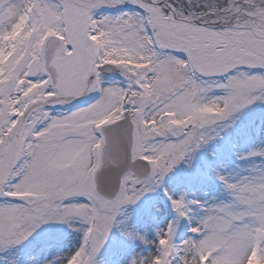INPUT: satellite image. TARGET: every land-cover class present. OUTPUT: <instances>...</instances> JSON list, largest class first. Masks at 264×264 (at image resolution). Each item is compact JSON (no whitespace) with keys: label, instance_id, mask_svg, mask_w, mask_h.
I'll return each instance as SVG.
<instances>
[{"label":"snow or ice","instance_id":"obj_1","mask_svg":"<svg viewBox=\"0 0 264 264\" xmlns=\"http://www.w3.org/2000/svg\"><path fill=\"white\" fill-rule=\"evenodd\" d=\"M258 100L264 0H0V251L79 222L74 251L30 264H99L126 207ZM220 179L228 202L169 196L205 210L193 236L169 224L130 264H264V172Z\"/></svg>","mask_w":264,"mask_h":264},{"label":"rangeland","instance_id":"obj_2","mask_svg":"<svg viewBox=\"0 0 264 264\" xmlns=\"http://www.w3.org/2000/svg\"><path fill=\"white\" fill-rule=\"evenodd\" d=\"M105 79L126 84V78L117 70L114 74H105ZM222 95V90H214ZM69 106H56V111H67ZM220 135L208 144L197 149L191 160L180 162L164 178L162 185L145 194L139 201L126 207L119 217L122 223L114 227L108 243L96 257L99 264H130L135 258H144L155 245L147 241L153 235L159 242L158 233L163 232L156 222L158 216L166 212L172 214L176 227L175 241L180 243L193 236L191 229L198 225L205 210L197 204L188 203L191 209L188 216H180L174 209L169 196L179 199L182 195L186 202L201 201L207 204L228 202L232 199L220 176L239 180L241 177L264 172V155H249L256 150L264 149V101H254L240 113L235 122L225 121ZM167 189V192H165ZM172 197V196H171ZM2 199V198H0ZM79 222L42 226L23 245L0 251V264H30L29 257H42L48 243L56 241L51 249L56 255L67 256L82 242L83 233L77 230ZM120 229L131 231L135 238L121 234ZM144 240L140 239V236ZM51 237L52 239H49ZM145 240L147 243H145Z\"/></svg>","mask_w":264,"mask_h":264},{"label":"bare ground","instance_id":"obj_3","mask_svg":"<svg viewBox=\"0 0 264 264\" xmlns=\"http://www.w3.org/2000/svg\"><path fill=\"white\" fill-rule=\"evenodd\" d=\"M170 195L172 196V198H174V196H175L173 193H171ZM156 222L158 223V226L161 227V230L163 232L167 231V227H168L169 224H173L174 223L173 219H172V214L170 212H166V213L161 214L160 216H158ZM147 241L149 243L152 242L155 245V248L152 251L146 253L144 258L153 256V255H156V254L159 253V242L155 241L154 236L153 235L148 236Z\"/></svg>","mask_w":264,"mask_h":264},{"label":"water","instance_id":"obj_4","mask_svg":"<svg viewBox=\"0 0 264 264\" xmlns=\"http://www.w3.org/2000/svg\"><path fill=\"white\" fill-rule=\"evenodd\" d=\"M115 72V71H114ZM109 73H113V72H109Z\"/></svg>","mask_w":264,"mask_h":264}]
</instances>
